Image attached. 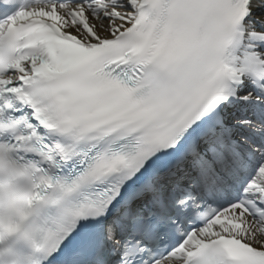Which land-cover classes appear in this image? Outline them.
I'll use <instances>...</instances> for the list:
<instances>
[{
  "label": "snow or ice",
  "instance_id": "6c2138e0",
  "mask_svg": "<svg viewBox=\"0 0 264 264\" xmlns=\"http://www.w3.org/2000/svg\"><path fill=\"white\" fill-rule=\"evenodd\" d=\"M0 264H264V0H0Z\"/></svg>",
  "mask_w": 264,
  "mask_h": 264
}]
</instances>
